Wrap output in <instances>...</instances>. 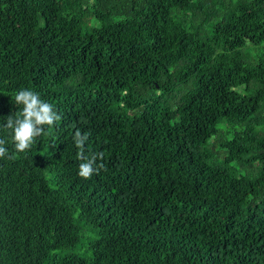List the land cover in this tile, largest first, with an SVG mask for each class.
<instances>
[{
  "label": "trees",
  "instance_id": "obj_1",
  "mask_svg": "<svg viewBox=\"0 0 264 264\" xmlns=\"http://www.w3.org/2000/svg\"><path fill=\"white\" fill-rule=\"evenodd\" d=\"M21 89L61 120L0 128V264H264V0H0Z\"/></svg>",
  "mask_w": 264,
  "mask_h": 264
},
{
  "label": "clouds",
  "instance_id": "obj_2",
  "mask_svg": "<svg viewBox=\"0 0 264 264\" xmlns=\"http://www.w3.org/2000/svg\"><path fill=\"white\" fill-rule=\"evenodd\" d=\"M14 104L20 106L19 113L6 118L0 123V128L11 130V140L17 153H24L36 144L38 138L51 129L58 121L60 115L51 104L41 99L39 93L21 89L14 97ZM88 140L87 134L75 133L74 143L80 151L78 159L83 161L79 165L78 175L83 179H90L97 169H103V163L97 164V160L103 159V155H85L84 145ZM6 140L0 138V158L8 156L5 147Z\"/></svg>",
  "mask_w": 264,
  "mask_h": 264
},
{
  "label": "water",
  "instance_id": "obj_3",
  "mask_svg": "<svg viewBox=\"0 0 264 264\" xmlns=\"http://www.w3.org/2000/svg\"><path fill=\"white\" fill-rule=\"evenodd\" d=\"M216 136H218V135L216 134Z\"/></svg>",
  "mask_w": 264,
  "mask_h": 264
}]
</instances>
